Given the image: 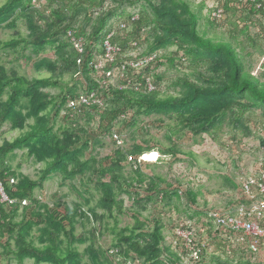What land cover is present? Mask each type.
Returning <instances> with one entry per match:
<instances>
[{
	"label": "trees",
	"instance_id": "1",
	"mask_svg": "<svg viewBox=\"0 0 264 264\" xmlns=\"http://www.w3.org/2000/svg\"><path fill=\"white\" fill-rule=\"evenodd\" d=\"M53 1L55 0L48 2L51 4ZM111 1L131 6L142 1L146 9L136 14L134 20H131L132 15L127 16L124 19L127 28L122 30L121 19L114 18V8L100 13L97 18L93 17V10L102 6L104 0H60L59 7L51 9L49 15H44V11H38L32 6L35 0H7L0 6V28L14 29L17 20L23 19L28 33L25 36L17 34L12 39L0 42V48L13 51L29 48L33 54L38 55L46 46L54 47L57 59H41L34 67L37 70L45 68L50 74L62 67L76 77L82 92L95 91L101 94L107 106L100 108L93 105L89 108L90 112L100 114L97 130L92 133L95 138L105 132L111 134L114 131L118 134L125 126H134L140 116L174 118L177 122L173 129L168 130L171 133L166 135V139L171 144L167 151L176 155V148L171 140L176 133L187 131L194 138L213 137L227 120L230 134L234 136L238 129H242L248 135L244 113L257 109L264 117V80L260 81L245 69L241 56L231 42L215 41L196 29L199 10L204 2L194 11L187 0ZM224 9L229 10L225 6ZM242 10L246 11V15L262 18L264 21V13L261 11ZM78 14L81 15L80 20ZM208 18L211 24L218 23L211 19L209 13ZM35 19H41L44 27L37 26ZM87 27L89 32L85 33ZM68 30L85 41L83 55H77L71 48L66 37ZM110 30L114 31L110 42L120 50L115 55V63L109 64L104 70L115 69L119 63L129 60L130 57H126L125 53L132 48L133 41L137 43V48L146 45L144 53L135 58L138 60L154 54L143 72L151 77L155 90L141 92L128 85V81H142V74H135L128 66L125 68L127 78L118 81L119 85L107 84L104 88L99 86L97 79L101 75L96 76L97 79L94 77L92 65L101 52L95 46L101 44L103 36ZM167 47H176V55L171 53L166 56L161 49ZM68 48L69 51H65ZM79 56H83L81 65L76 64V57ZM186 57L194 68L193 76H182L174 80L173 87L177 88L175 95L160 96L164 78L159 73V68L165 66V62L176 68ZM53 86L55 81L51 77L27 80L13 69L6 70L0 64V98L6 94V99L0 101V126L8 123L10 130H21L25 126V120L32 118L34 121L27 125L28 129L21 135L0 144V179L7 195L18 201L11 207L0 203L2 257L13 259L16 264H23L25 260H32L33 264H83L84 257L87 259L85 264H111L105 250L103 252L97 246L95 238V234L102 230L105 223L100 224L99 228L94 227L88 236L77 238L74 234L76 224L89 219L79 204L68 208L57 203L55 209L53 205L50 208L33 198L35 189L41 188L53 174H62L63 181H73L77 175H83L89 170V159L84 162L78 159L91 144L86 141L85 136L80 135L84 132L74 131L73 121L69 130H60V135L54 131V119L64 104L73 99L75 84L71 88H61L56 97L43 91ZM129 111L133 113L132 119H129L131 116H125ZM87 113L89 111L85 114ZM123 115L124 119L120 120ZM68 118L62 120L66 121ZM116 121L119 127L115 131ZM261 145L264 147V140H261ZM153 150L152 147L144 148L137 144L132 146L129 153L139 156ZM15 151H24L22 154L26 158L44 164L36 179L5 165L6 159ZM114 155L113 158L106 159L111 160L110 166L102 165L96 170L98 177L94 182L91 178L80 182L83 184L80 191L82 195L89 193L90 182L93 183L92 189L99 192L95 205L91 201L86 202L89 216L95 222H103L106 217L112 220L107 230L113 234V248L117 249L116 256L122 260H137L141 264L183 263L177 254L180 251L171 248V243L174 240L177 246L183 247L180 245V238L173 231L179 227L178 220L182 221L184 212L174 209L185 198L184 205L187 204L188 209L196 204L197 195L189 182H183L178 175H175L172 183L165 182L159 176L147 177L139 169L138 165L141 163L138 164L135 160L127 162L134 164L135 168L133 175L126 180L120 173L122 161L126 157L120 149ZM253 166L252 163L250 169ZM248 170L241 171L240 176L232 182V192L238 190L239 178L248 174ZM11 178L16 181L13 185L9 184ZM225 179L227 181L228 177ZM123 194L131 195L132 200L137 203L139 196H146V201L152 202L149 208L156 212L155 215L148 220L143 219L141 213L146 209L142 205L132 213L133 224L117 230V216L123 210V200L120 198ZM22 200H27L28 204L21 206ZM174 203L176 208L171 206ZM98 208L105 212L97 214ZM228 208H231V202L224 205L223 209ZM164 215L170 222H164ZM75 244L86 246L79 252ZM207 258L214 264H231L217 255ZM199 260L194 261V264H204L206 256L203 252H200ZM235 264L249 263L239 261Z\"/></svg>",
	"mask_w": 264,
	"mask_h": 264
},
{
	"label": "rangeland",
	"instance_id": "2",
	"mask_svg": "<svg viewBox=\"0 0 264 264\" xmlns=\"http://www.w3.org/2000/svg\"><path fill=\"white\" fill-rule=\"evenodd\" d=\"M6 1L7 0H0V6ZM48 1L50 0H35V2L32 3V6H34L38 11H40V9L44 11V15H49L51 9L59 7L60 0H55L51 2V4H49ZM187 1L191 9L194 11L199 9V5H201L200 3L202 2L201 0ZM206 3L207 5H210L208 0H206ZM207 5L204 3L199 10L200 17L197 20L196 26L199 33L204 34L205 37L212 38L215 41L222 40L231 42L238 55L241 56L245 69L260 81L264 80L263 19L246 15L245 10H242V15V12L241 14L239 13L241 10L236 11L230 7L234 11H227L225 21L217 24H211L212 22H210L208 18L209 10ZM109 8H114L116 15L114 18H120L122 23L127 24L126 20H124L127 16L142 13V11L146 9V6L142 1L137 5L131 6L127 4H117L111 0H104V2H102V6L93 10L94 14L92 15L97 18L100 13L105 12ZM80 16L81 15L78 14V19ZM236 20H239L238 25L240 26H237L235 23ZM35 22L40 28L44 27V22L41 19H35ZM120 29H122V27ZM88 32L89 28L87 27L85 33ZM27 33L28 31L24 20L19 19L17 20L14 29L0 28V42L12 39L17 34L19 36H25ZM83 44L85 45L84 40ZM95 47L100 52L101 45H96ZM145 48L146 45H140L137 49H134V47L133 49L130 48L129 51L125 53V56L132 59L140 53H144ZM65 51H69V48ZM161 51H163L166 56H170L171 53L176 55L175 51L177 50L176 47H167L161 49ZM41 59L55 61L57 56L54 47L46 46L38 55L33 54L29 48L24 51L19 49L13 51L10 49L0 48V64L6 68V70L13 69L16 74L25 77L27 80L51 77L52 81H55V86L48 87L43 90L51 97H56L62 90L61 88H71L74 84V96L80 94L81 90L76 77H74L70 71L63 70L60 63L59 67H61L62 71L57 70L56 72L50 74L45 68L37 70L34 67V64L38 63ZM165 64V66L159 68L158 70L159 73L163 74L164 78V82L162 84L163 92L159 95H175L177 93V88L175 89V87H173L174 80L182 76H193L192 74L194 68L188 62L187 57L183 60V62L177 64L178 66L176 68L169 65L168 62H165ZM113 79L114 81L111 80L112 84L119 85V80L115 81L117 79ZM5 99L6 94L0 98V101H4ZM105 105L102 107H105ZM129 113H131V115ZM129 113L125 116H127V118L131 116L129 119H132L133 113L131 111H129ZM123 117L124 115L119 119L123 120ZM99 118V113L89 112L87 115H81L80 120L74 125V131L84 132L80 133V135L85 136L86 141L91 143L89 144V147L83 151L82 157L78 158L80 162H84V160L89 159V170L84 172L83 175H77L73 181H63L61 179L62 174H53L44 182L41 188L35 189L33 198L36 201L41 204L48 205L50 208L52 205L55 208L57 203H59L60 206L65 205L68 208H71L73 204H79L82 211L88 212V204H86V202L91 201V204L95 205L99 197V192L92 189L93 183L87 182L91 189L88 194L82 195L80 191H82L83 184L80 182H86L87 180L85 179L87 178H91L94 182L98 177L96 175V170H98L102 165L105 167L110 166L109 162L111 161V157L113 158L115 156V151L119 149L124 157H126V159L122 161L120 173L127 180L134 173L132 164H127V162H129L127 158L128 156H131L133 161L138 157L137 154H131L129 151H131L133 145L138 144L142 145L144 148L152 147L154 149V151H151L150 153H143V159L145 161H154V159H158L152 164L141 163L138 165L139 169L145 176H159L164 179L165 182L169 183L174 181L175 175L182 177L184 180H189V182L193 184L192 188L196 191V195L198 196L197 207L200 208V212L203 211L205 206L208 208L215 206V209L219 210V208H222V196H227L229 198L235 197L231 195L233 190L231 186L233 185L232 182L236 180V177L240 176L241 171L252 168V163L255 162L256 159L264 157V147L261 145V140H264V117L261 115L260 110L257 109H252L244 113V121L249 129L248 135H246V132L242 129H238L234 136L230 134L229 122L227 120L224 121L220 131H218L213 137L205 136L203 138H194L187 131L174 134L171 137V140L176 148V155H171V153L167 151V148L170 147L171 144L166 139V135L171 133H169L168 130L173 129L177 122L174 118L155 115L140 116L134 126H125L123 131L118 133L119 138L121 139L120 141H122L121 145H117L116 142L110 140L107 132L96 138L92 136V133L97 130ZM117 121L114 123L115 131L119 127ZM33 122L32 118L25 120V126L21 130H10L8 123L3 124L0 126V144L4 140L11 141L15 137L21 135L28 129L27 125H31ZM70 128V124L59 119L58 116L54 119V131L59 135L60 130H69ZM23 152L24 151H15L14 154L10 155L6 159L5 165H8L13 169H17L18 172L28 175L31 179H36L39 170L44 166V164L42 162L36 163L31 158H26L24 154H22ZM108 158L110 159L107 161L106 159ZM224 176L228 177L227 181H225L226 179ZM71 187L76 189L72 190ZM120 198L123 200V210L122 214L117 216L119 219L117 230H120L125 226L132 225V213L139 209L142 205H145L146 209L141 213V217L143 219L148 220L156 213L154 210L149 208L152 202H147L146 196H139L138 199L140 200L138 203L135 202V200H132L131 195L129 196L127 194H123ZM185 201L186 198L184 201L180 202L181 204L178 203L177 208L175 203L171 206L176 208L174 210H179L180 212L183 211V216H187L189 218L194 217V211L188 209L187 204L184 205ZM33 209L35 208L33 207ZM104 212L105 210L103 209H96L97 214ZM200 217H202V215L197 216L198 219ZM17 219L19 218L17 217ZM163 220L164 222H170L166 215L163 216ZM89 221L90 219L82 220V223L76 224L74 232L76 237L79 238L88 236L89 232L93 231L94 227L99 228L100 224L105 223L102 230L95 234L97 246L103 252L104 250L109 251L110 249H114L113 234L107 230V226L112 224V220L106 217L103 222H99V220L98 222L93 221V226ZM95 231L97 230L95 229ZM1 244L2 242L0 241V264H16L13 259L2 257ZM74 246H76L77 250L81 252L86 244H75ZM234 251L238 253V251ZM235 258H237V254L233 252H226V255L223 256V259L230 261L231 264H233ZM208 260L209 259L206 257L204 264H214ZM86 262L87 259L84 257L83 264ZM23 264H33V261L25 260ZM139 264L141 263L139 262Z\"/></svg>",
	"mask_w": 264,
	"mask_h": 264
},
{
	"label": "built area",
	"instance_id": "3",
	"mask_svg": "<svg viewBox=\"0 0 264 264\" xmlns=\"http://www.w3.org/2000/svg\"><path fill=\"white\" fill-rule=\"evenodd\" d=\"M206 5V0H201ZM208 0L210 5L208 7V13L212 20L218 21V23L226 20V12L224 6L234 7L237 10L252 9L254 11H261L264 13V0ZM136 19V15H132L131 20ZM239 24V21H236ZM126 29L127 24L121 23L120 28ZM114 31H107L101 41V53L96 56V62L93 63V75H101V78L97 83L100 87L104 88L107 84H111V80L116 78L115 81L126 79L125 68L131 67L135 74L141 75V82L128 81L127 84L132 86L136 91H153L156 86L151 81V77L143 72V69L147 63H149L154 54L145 58L138 59L134 57L119 63L115 69L104 70L105 67H109V64L115 63V55L119 53L120 48L112 45L110 39L113 36ZM66 37L71 45V48L75 50L77 55H83L84 44L83 39L75 37L72 31L66 32ZM132 49L136 47L137 43L132 42ZM83 63V56L76 57V64L81 65ZM106 104V105H105ZM107 106L106 100L101 97V94L95 91H88L87 93L80 92L73 97L72 100L66 102L64 112L62 116L69 117L68 119H78L87 111L90 112L91 106ZM110 140L120 145L122 141L119 138V134L112 132L110 134ZM128 161L132 162V157L129 156ZM143 162V157L137 159L136 163ZM253 169L247 171L248 174L239 178V188L237 190V198L235 203L231 204V208L215 209L211 208L206 211V218L201 223H196L193 219H184L181 222L178 221L179 227L174 229L177 237L180 238V245L177 246L176 241H172L171 248L178 249L180 254L185 255L189 259L199 260V254L203 250H210L211 243L216 244L215 252L221 257L226 255V252H233L237 254V258L233 262L238 260L248 261L251 263L264 264V157H259L253 162ZM0 195L2 200H6V197L2 193L0 186ZM228 198L227 196H225ZM178 243V242H177ZM234 250L238 251L236 253ZM191 264V263H190Z\"/></svg>",
	"mask_w": 264,
	"mask_h": 264
},
{
	"label": "clouds",
	"instance_id": "4",
	"mask_svg": "<svg viewBox=\"0 0 264 264\" xmlns=\"http://www.w3.org/2000/svg\"><path fill=\"white\" fill-rule=\"evenodd\" d=\"M225 7H228V11H230V10H236V11H238L236 8H234V7H231V8H233V9H231L229 6H227V5H225ZM233 10V11H234ZM225 12L227 13V11L225 10ZM242 12V10L241 11H239V13H241ZM236 21H239V20H236ZM236 23V22H235ZM237 24V23H236ZM237 26H240V25H238L237 24ZM66 104V103H65ZM65 104H64V106L61 108V110H60V112H59V114H58V118L59 119H63V118H66V116H62V112H64V107H65ZM85 114V113H84ZM80 118H81V116H79L78 117V119H72V120H70V119H67L65 122H67V123H71L72 121H73V125L72 126H74L76 123H77V121H79L80 120ZM75 123V124H74ZM75 129V128H74ZM110 136V134H108V137ZM118 145V144H117ZM121 145V144H120ZM154 151V150H153ZM150 153V152H149ZM144 156V154L142 153V154H140L136 159H135V161L137 160V159H141V157H143ZM129 157V156H128ZM128 159V158H127ZM155 160H158V159H154V161ZM154 161H145L144 159H143V162H141V163H146V164H148V163H150V164H152V163H154ZM130 162V161H129ZM132 166H133V168H135V165L134 164H132ZM244 171H246V169L244 170ZM182 178V177H181ZM189 179H190V177H189ZM182 181L183 182H189V180H184L183 178H182ZM15 179L14 178H11V179H9V184H11V185H13V184H15ZM189 185L191 186V188L193 187V184L191 183V182H189ZM0 186H1V189H2V193H3V195L6 197V200H2V198H1V195H0V203L1 204H4L5 206H7V207H11V206H13L16 202H18L16 199H12L11 197H9L8 195H7V193L5 192V188H4V183H3V181L0 179ZM193 189V188H192ZM193 191H194V193H196V191L193 189ZM180 194H181V191H180ZM231 195H233V196H235L234 198H226V197H223L222 196V206H224V205H226V204H229L230 202H231V204H233V203H235V201H236V198H237V190H235V192H232V194ZM28 204V201L27 200H22V201H20V205L21 206H23V205H27ZM197 204H198V196H197V198H196V204L195 205H193V207H192V211H194V217H191V218H189V217H187V216H183L182 215V217H181V219L182 220H184V219H193V220H195V222L198 224V223H201V221L202 220H204L205 218H206V211L208 210V209H211V208H215V206H211L210 208H208V207H204L203 208V211H201L200 212V208H198L197 207ZM86 214H87V216L89 217V219H90V223H93V220H92V218H91V216H89V214H88V212H85ZM202 215V217H200L199 219L197 218V216H201ZM179 221V220H178ZM211 245L213 246L214 245V247H212L210 250H203V251H201V252H203V254H204V256H206V257H210V256H212V255H217V256H220V255H218V254H216V252H215V247L217 246L216 244H213V243H211ZM105 252L107 253V255H108V259L110 260V262H111V264H139V261H131V260H126V261H124V260H122L120 257H118V256H116V253H117V249H110L109 251L108 250H105ZM177 254H178V256L180 257V259L182 260V262L183 263H181V264H194V261H200V260H192L191 258L189 259L188 257H186L185 255H183V254H181V255H179L180 254V252H177ZM221 259H223V257H221ZM224 260V259H223ZM239 261H241V260H238V261H236V262H233V264H235V263H237V262H239ZM248 262V261H247ZM249 264H257V263H251V262H248Z\"/></svg>",
	"mask_w": 264,
	"mask_h": 264
},
{
	"label": "crops",
	"instance_id": "5",
	"mask_svg": "<svg viewBox=\"0 0 264 264\" xmlns=\"http://www.w3.org/2000/svg\"><path fill=\"white\" fill-rule=\"evenodd\" d=\"M241 14V13H240Z\"/></svg>",
	"mask_w": 264,
	"mask_h": 264
}]
</instances>
